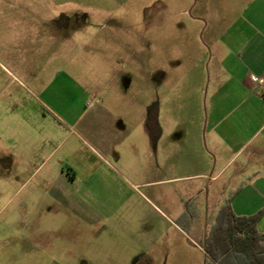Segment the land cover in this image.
Wrapping results in <instances>:
<instances>
[{
	"label": "rangeland",
	"instance_id": "374dc122",
	"mask_svg": "<svg viewBox=\"0 0 264 264\" xmlns=\"http://www.w3.org/2000/svg\"><path fill=\"white\" fill-rule=\"evenodd\" d=\"M226 5L230 11L236 10L229 0H69L65 1V49L46 47L51 41L48 27L32 34L35 45L31 48L19 45L27 36L23 30L0 35V143L28 136L41 145L56 140V130L61 132L60 138L68 130L73 132L65 138L63 149L78 167L76 198L98 220L100 232L95 231L96 226L72 223L70 214L54 210L50 217L65 219V226L60 227L65 234L98 233L97 244L102 249L112 246L105 240L107 234L115 236V253L124 262L123 251L131 250V244L164 231L155 251L143 255L141 264H204V254L195 248L204 247L199 230L208 232L218 203L229 197L227 192L214 194L207 213L209 223L203 225L204 210L198 207L204 196L184 191L199 179L160 181L155 162L145 164L142 153L125 154L120 147L107 153L94 140L93 126H86L88 116L74 122L68 112L89 110L103 100L119 108L134 106L133 116L127 118H133L134 135L138 134L136 126L144 107L137 98L153 97L145 89L142 92L141 77L156 74L161 62L172 73L169 53L175 44L176 48L203 45L209 52L204 29L210 21L206 16L219 14ZM8 6L13 9V4ZM191 62L182 72L199 71ZM206 62L208 59L205 72ZM42 176L40 172L29 179L13 196L9 187L5 196L0 194V224L12 217L8 215L13 207L37 184L36 193L30 194L32 204L42 211L50 204L42 192ZM180 208L182 213L174 215ZM200 213L198 226L191 227L190 222ZM13 228L0 225V264H82L74 254L82 250L83 242L69 243L74 253L65 258L57 242L48 246L12 239ZM87 250L93 256L92 264H107L93 246Z\"/></svg>",
	"mask_w": 264,
	"mask_h": 264
},
{
	"label": "crops",
	"instance_id": "0c3cea01",
	"mask_svg": "<svg viewBox=\"0 0 264 264\" xmlns=\"http://www.w3.org/2000/svg\"><path fill=\"white\" fill-rule=\"evenodd\" d=\"M65 1L69 0H0V35L23 30L27 36L19 45L31 48L35 45L32 34L48 27L51 41L46 47L65 49ZM229 1L235 4L234 12L226 5L219 14L206 16L210 21L204 29L209 52L203 45L176 48L175 44L169 53L172 73L161 62L156 74L141 77L142 92L145 89V94L153 97L137 98L144 107L136 126L140 131L138 140L134 120L127 118L133 116L134 106L119 108L103 100L89 110L68 114L74 122L88 116L86 126H93L94 140L107 153L120 147L125 154L142 153L145 164L155 162L162 175L160 181L199 179L185 186L184 191L204 196V202L198 204L204 210L203 225L209 223L207 213L214 204V194L227 192L234 213L257 215V228L264 232V91L251 79V75L264 77V0ZM8 4H13V9H7ZM188 57L197 73L182 72L188 67ZM56 134V140L41 145L28 136L0 143V194L9 187L15 195L42 172V192L50 201L43 211L32 204L30 194L36 193L37 184L13 207L8 215L12 217L0 225L14 227L11 238L16 241L48 246L57 242L65 258L74 253L69 243L83 242L82 250L74 254L82 264H92L93 256L87 250L91 246L107 264H141L143 255L155 251L164 231L131 244V250L123 251L126 261L122 262L115 253L117 237L107 234L105 240L112 246L102 249L97 244L101 238L98 233L65 234L60 228L65 226V219H51V213L60 210L71 215L70 222L96 226L95 231L100 232L98 220L76 198L78 167L63 149L65 138L73 132L68 130L63 138L60 131ZM173 213L179 216L182 209ZM201 213L190 222L191 227L198 226ZM18 227L27 229L28 234ZM199 232L204 239L206 230ZM195 248L204 254V264H219L203 249Z\"/></svg>",
	"mask_w": 264,
	"mask_h": 264
},
{
	"label": "trees",
	"instance_id": "16d2710c",
	"mask_svg": "<svg viewBox=\"0 0 264 264\" xmlns=\"http://www.w3.org/2000/svg\"><path fill=\"white\" fill-rule=\"evenodd\" d=\"M257 218L235 214L228 197L205 234L204 251L219 264H264V232Z\"/></svg>",
	"mask_w": 264,
	"mask_h": 264
},
{
	"label": "built area",
	"instance_id": "2783aa9c",
	"mask_svg": "<svg viewBox=\"0 0 264 264\" xmlns=\"http://www.w3.org/2000/svg\"><path fill=\"white\" fill-rule=\"evenodd\" d=\"M251 79L264 91V77L251 75Z\"/></svg>",
	"mask_w": 264,
	"mask_h": 264
}]
</instances>
